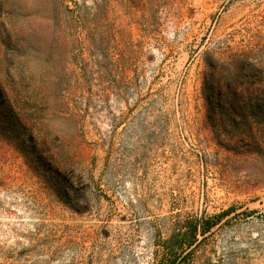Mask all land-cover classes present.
<instances>
[{
    "label": "rangeland",
    "instance_id": "obj_1",
    "mask_svg": "<svg viewBox=\"0 0 264 264\" xmlns=\"http://www.w3.org/2000/svg\"><path fill=\"white\" fill-rule=\"evenodd\" d=\"M263 91L264 0H0V264H264Z\"/></svg>",
    "mask_w": 264,
    "mask_h": 264
},
{
    "label": "trees",
    "instance_id": "obj_2",
    "mask_svg": "<svg viewBox=\"0 0 264 264\" xmlns=\"http://www.w3.org/2000/svg\"><path fill=\"white\" fill-rule=\"evenodd\" d=\"M242 79V78H241ZM242 87H246V83L244 81H236L234 80L232 83L230 82L227 85V88L229 89V94L231 96H233L234 99L241 101V102H245L244 99V94H243V90L244 88ZM246 90V89H245ZM263 94V100H264V91L262 92ZM215 97V94H212V96H209V98L207 99L209 104L213 103V99ZM231 210L228 209L225 212H222L221 214L217 215L216 217H213L215 219H213V221H211V219H204V218H199V217H188L186 218L181 224L180 226L175 229L173 232H181V236L183 239V243L181 244V241L177 240V234H173L171 235V237L168 239L169 242H171V244L169 246L166 247V251L164 254H169V258L168 264H175L176 261V252L174 250V248L177 247H186V252L185 255H189L192 250H193V245L195 244V242H197L198 240V236L199 235H204L205 233H207L208 231L211 230V228L216 224L217 222V218L224 214L227 213Z\"/></svg>",
    "mask_w": 264,
    "mask_h": 264
}]
</instances>
